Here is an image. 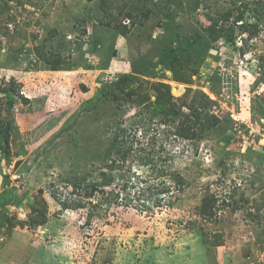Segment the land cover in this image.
<instances>
[{
  "label": "rangeland",
  "instance_id": "374dc122",
  "mask_svg": "<svg viewBox=\"0 0 264 264\" xmlns=\"http://www.w3.org/2000/svg\"><path fill=\"white\" fill-rule=\"evenodd\" d=\"M0 264H264V0H0Z\"/></svg>",
  "mask_w": 264,
  "mask_h": 264
},
{
  "label": "trees",
  "instance_id": "16d2710c",
  "mask_svg": "<svg viewBox=\"0 0 264 264\" xmlns=\"http://www.w3.org/2000/svg\"><path fill=\"white\" fill-rule=\"evenodd\" d=\"M103 2H105V0H102ZM168 2L171 0H167ZM197 4H195L193 6V8H197L196 7ZM169 8V7H167ZM237 18H242L241 17H237ZM239 20V19H237ZM217 24V21H216ZM128 77L129 75H124V77H122V79L120 80V82L125 81V78ZM119 84V82H118ZM157 92H158V103L164 106H171V110L173 112H175L176 114H182L181 111L177 108H174L176 106V101L177 98L174 97L168 86L164 83H160L157 87ZM177 110V112H176ZM184 118L182 120L179 121V123L177 124L176 130H175V135L179 136L181 138L184 139H191V138H198L199 136L202 135L203 133V126L199 128V130L197 129V124L198 121H200L202 119L201 114L196 111V109L193 108V111L189 114H184ZM204 125V124H203ZM121 133L118 134L114 139H113V143L112 146L110 148V153L113 150L112 148L116 149L117 147V152L119 153V159L122 160L123 162L126 160L127 157L132 156V150H133V139L132 137L138 138V140H145L147 141V143L149 144L150 142H152L150 137H147V133H144L145 135L142 136V133L138 134L135 133V135H132L131 133H133L132 128H128L126 126L121 127V129L119 130ZM134 134V133H133ZM132 137H131V136ZM121 136V140L119 139V137ZM142 136V137H141ZM142 142V141H140ZM146 146H139V149H137L140 152L145 151ZM110 156V155H109ZM142 158V156H140ZM110 157H106V160H110V164L112 167V164L115 165L117 163V161L119 159H109ZM122 158V159H121ZM76 179H78L76 177ZM83 181V180H82ZM71 184V183H70ZM82 183L78 184V186H81ZM84 188L80 191V197L76 198L73 197L72 195L68 196V207H75V208H81V207H85L87 206L89 208V213H90V217L88 218V221L92 218V216L96 215V216H100L101 215V210H102V203L103 200L106 202H110L112 199H109L111 196H114V199H117V197L119 196V190H116V188L111 189L110 191H102V197H101V201H97L94 202V200L92 199V196H94L93 194L95 192L98 191V185L97 184H85L83 185ZM74 187L78 190L76 183H74ZM151 187H143L140 189V195H146L149 191H150ZM167 188V187H166ZM75 189V190H76ZM169 189V187L167 188V190ZM74 191H72V193L74 194ZM142 193V194H141ZM148 203L147 201H144L143 203ZM158 202V201H157ZM145 203V204H146ZM216 203V199L214 197H206L203 200V205L201 207V212L203 215L205 216H211L213 214V208H214V204ZM155 204V203H153ZM158 204V203H157Z\"/></svg>",
  "mask_w": 264,
  "mask_h": 264
}]
</instances>
